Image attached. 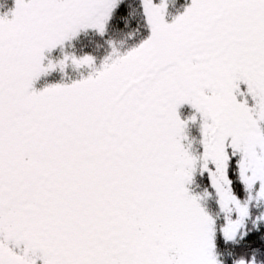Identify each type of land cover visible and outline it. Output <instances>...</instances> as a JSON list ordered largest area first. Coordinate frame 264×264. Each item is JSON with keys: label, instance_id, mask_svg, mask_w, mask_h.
Wrapping results in <instances>:
<instances>
[{"label": "snow or ice", "instance_id": "1", "mask_svg": "<svg viewBox=\"0 0 264 264\" xmlns=\"http://www.w3.org/2000/svg\"><path fill=\"white\" fill-rule=\"evenodd\" d=\"M167 9L0 15V264H264V0ZM88 33L110 49L99 63L68 51Z\"/></svg>", "mask_w": 264, "mask_h": 264}, {"label": "flooded vegetation", "instance_id": "2", "mask_svg": "<svg viewBox=\"0 0 264 264\" xmlns=\"http://www.w3.org/2000/svg\"><path fill=\"white\" fill-rule=\"evenodd\" d=\"M14 7H15V0H0V15L9 13L10 10L14 9ZM85 36L86 35L82 34L78 40L74 41L73 43L75 44V46L69 47L68 51L69 52L72 51L74 52V54L77 55L81 54L82 52H86L85 50L86 43L83 42ZM61 55L62 53L60 50H57L56 52L53 53V56L55 57H59ZM94 55H96L98 58L97 54ZM100 61L101 60L98 58V63ZM80 75L81 72L79 70H72V69L67 70L65 73L54 72L48 76L42 77L41 80L38 82L37 87L43 88L48 84L58 83V82H71V80L73 79L80 78ZM181 112L184 118H187L192 115V109L190 108V106L187 105L181 109Z\"/></svg>", "mask_w": 264, "mask_h": 264}, {"label": "trees", "instance_id": "3", "mask_svg": "<svg viewBox=\"0 0 264 264\" xmlns=\"http://www.w3.org/2000/svg\"><path fill=\"white\" fill-rule=\"evenodd\" d=\"M169 1H171V3H169V14H170V12L173 14L182 13L187 6V0H169ZM147 34H148V30L145 28L142 30L141 36H138L135 41L126 35H119L116 38L119 39L120 41H122L123 46L127 47L130 44L139 42V40L141 38L146 37ZM92 40H93V42L91 43ZM104 40H105V38H101L95 34L88 37L85 40L86 52H91L93 54H97L103 58L110 51V49L108 48V46L104 42Z\"/></svg>", "mask_w": 264, "mask_h": 264}, {"label": "rangeland", "instance_id": "4", "mask_svg": "<svg viewBox=\"0 0 264 264\" xmlns=\"http://www.w3.org/2000/svg\"><path fill=\"white\" fill-rule=\"evenodd\" d=\"M169 3H171V1L168 0V4H169ZM190 4H191V2H190ZM190 4H189V5H190ZM173 16H174V14H172L170 17H167L169 22H172V21L174 20L175 17H173ZM70 52H71V53H74V52H72V51H70ZM191 128H192V129H190V134H191V136L195 137V135H196V134H195V131H196V132L199 131V126H198V124H196V125H192Z\"/></svg>", "mask_w": 264, "mask_h": 264}]
</instances>
